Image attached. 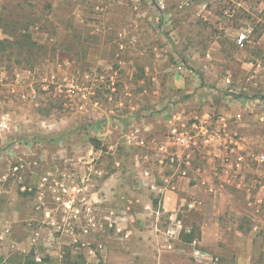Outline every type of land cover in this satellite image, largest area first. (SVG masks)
Instances as JSON below:
<instances>
[{
	"label": "rangeland",
	"instance_id": "1",
	"mask_svg": "<svg viewBox=\"0 0 264 264\" xmlns=\"http://www.w3.org/2000/svg\"><path fill=\"white\" fill-rule=\"evenodd\" d=\"M244 28L250 32L239 45ZM178 66L188 85L211 89L214 100L264 97V0H0V151L17 143L23 149L13 158L1 152L0 171L27 153L28 181L40 179L61 228L70 225L81 189L74 163L84 157L68 155L69 137L83 134L87 123L115 132L117 112H158L177 102ZM2 179L4 191L17 196ZM124 195L133 211L132 194Z\"/></svg>",
	"mask_w": 264,
	"mask_h": 264
},
{
	"label": "crops",
	"instance_id": "2",
	"mask_svg": "<svg viewBox=\"0 0 264 264\" xmlns=\"http://www.w3.org/2000/svg\"><path fill=\"white\" fill-rule=\"evenodd\" d=\"M186 75L176 68L174 82L182 88L177 102L158 112H117L115 132L94 131L87 123L83 134L69 137L68 155L84 157L83 164L74 163L81 189L72 199L71 226L61 228V214L40 192V179L28 181L33 171L27 153L0 171V189L4 178L22 196L0 191V264H14V256L20 264H81V253L84 264H264V163L249 157L253 149L264 153V97L214 100L211 89L188 85ZM6 114L14 118L16 112ZM221 115L228 119L223 125L216 120ZM188 119L203 127L181 175L156 144L165 142L171 125ZM206 128L217 131L204 143ZM18 146L0 154L16 157L23 152ZM64 153L53 151L59 159ZM124 193L132 194L133 211L125 208Z\"/></svg>",
	"mask_w": 264,
	"mask_h": 264
},
{
	"label": "built area",
	"instance_id": "3",
	"mask_svg": "<svg viewBox=\"0 0 264 264\" xmlns=\"http://www.w3.org/2000/svg\"><path fill=\"white\" fill-rule=\"evenodd\" d=\"M250 32L249 28H244L242 31L237 33L236 42L239 45H242L246 40L248 33ZM236 101H242L240 98H235ZM234 119H239L240 114L236 113L233 115ZM216 120L220 125H223L227 122L224 116H216ZM203 125L195 123L191 120H179L171 125L164 133L165 142L157 143L156 149L164 154V158L168 160L171 165H174L178 168L181 175L187 173V168L191 166V153L198 148L199 142V130ZM217 130L213 129L212 131L206 128L205 135L202 139V142H208V140L216 133ZM228 150H230L228 148ZM249 157L254 163H264V153H253L251 152ZM241 159V158H239ZM244 159V158H243ZM242 160V159H241ZM144 175L149 177L151 176L149 171H145ZM42 180H46V177H43ZM253 182L256 183L257 180L253 179ZM153 187V185L151 186ZM78 185L73 184L71 189L72 192L78 190ZM194 207L193 201L187 203V208L192 209ZM174 231H169L172 234ZM36 261H40L39 257L35 258ZM205 264H218L215 260L207 262Z\"/></svg>",
	"mask_w": 264,
	"mask_h": 264
}]
</instances>
